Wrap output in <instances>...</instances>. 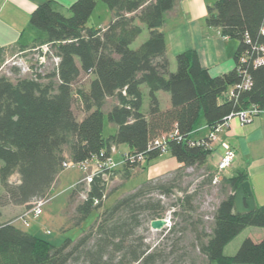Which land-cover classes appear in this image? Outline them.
Segmentation results:
<instances>
[{
  "label": "trees",
  "instance_id": "obj_1",
  "mask_svg": "<svg viewBox=\"0 0 264 264\" xmlns=\"http://www.w3.org/2000/svg\"><path fill=\"white\" fill-rule=\"evenodd\" d=\"M99 1L111 13L104 28L88 25L97 0H74L65 12L55 0H46L30 13V26L44 34L37 42L52 47L59 59L49 74L54 82H41L37 77L13 82L0 75L3 204L30 207L34 199L50 193L64 162L82 161L101 150L112 153L114 145L120 143L128 145V152L145 153L143 163L121 166L123 177L129 178L131 169L146 167L162 155L159 149L147 150L149 142L172 131L181 137L166 139L167 153L181 163L177 171L204 165L211 151L189 143L201 136L202 127L211 129L228 114L253 104L264 108V65L240 62L250 44L264 45V0H216L207 6L206 26L217 27L222 35L238 41L235 67L217 76L200 65L193 49L178 53L175 70H169L162 24L165 12L177 0ZM141 24L147 28L148 37L131 48ZM1 54L0 50V59ZM243 68L251 77V87L230 99L223 97L229 86L240 81L239 70ZM81 73L92 77L86 90H77L84 111L78 119L72 109L73 84ZM141 84L148 87L145 113L141 111ZM159 90L170 94L166 109L159 107L155 94ZM105 117L115 125V131L108 135H104ZM13 174L18 175L17 182L10 181ZM102 176H95L87 189L80 184L72 187L68 205L75 195L85 193L71 216L73 225H80L92 210L102 206L106 198ZM244 180L247 176L243 171L223 178L229 191L216 207L211 231L197 235L199 251L209 263L264 264V232L259 241L245 238L234 254L223 253L224 246L244 227L264 230V205L243 213L234 209L235 192ZM152 182H143L98 211L94 222L77 239L66 238L59 246L20 229L11 220L0 221V264H66L76 253L83 255L86 264H150L153 253L142 237L135 236L141 224L140 212L135 211L158 208L159 202L143 201ZM160 187L167 193L172 189L171 185ZM95 199L99 200L96 204ZM158 214L151 212V220L159 218Z\"/></svg>",
  "mask_w": 264,
  "mask_h": 264
},
{
  "label": "rangeland",
  "instance_id": "obj_2",
  "mask_svg": "<svg viewBox=\"0 0 264 264\" xmlns=\"http://www.w3.org/2000/svg\"><path fill=\"white\" fill-rule=\"evenodd\" d=\"M62 10L66 11L65 7ZM107 15V6L97 0L90 22L105 24ZM25 25L30 27L28 23ZM141 26H143L142 31L130 44L131 48H136L148 37L147 28L143 24ZM30 36L31 33L25 29L23 37L14 41L25 43L29 41ZM6 39L1 40L3 44L11 41L10 38ZM58 60L54 49L48 44L39 43V41L35 46H29L25 49L8 48L1 54L0 75L6 76L13 82L23 77H37L41 82H48L51 79L49 74L56 69ZM91 77L87 73H81L73 84L72 109L78 119L84 115V111L77 97V90L79 88L86 90ZM51 81L54 82L55 79L52 78ZM160 92L169 96L167 91L160 90ZM165 103L161 96L159 107L164 109ZM108 104H110V99L104 107L107 108ZM148 105V94L143 92L141 111H147ZM104 124V135L113 133L114 130H111L106 117ZM211 159L204 165L189 166L182 171H177V168H174L175 160L165 153L164 156L152 161L148 167L136 166L131 170L129 178L123 177V168H118L113 174L111 172L105 173L102 177L105 178L106 198L102 201V206L98 210H92L77 226L73 225L71 216L74 214L76 204L83 197L75 195L68 205V196L72 187L70 183H76L81 172L77 167L67 168L58 175V179L52 185L51 199L43 206L41 215L38 218L30 219L29 227L22 225L19 221L14 222V224L21 229L34 231L38 238L54 246H59L66 238L77 239L94 222L98 211L112 205L116 199L151 179L153 180L152 185L144 194L143 201L152 204L159 202V206L155 210L135 211L140 212L137 214L141 219L135 236L142 237V240L149 246V251L153 253V261L150 264H215L209 263L199 251L197 240V235L203 236L210 233L216 207L229 191L227 184L223 182V178L226 177L225 170L221 173L220 181L212 182V176L216 173V164ZM1 165L2 160L0 159ZM152 165L154 167H151ZM17 180V174L10 177L11 182H17ZM161 184L171 185V191L169 193L164 192L163 188L160 187ZM3 193L4 190L0 184V205L6 212L1 215V218L7 219L12 214L8 209L11 204L1 202ZM22 208L23 211L25 207L22 206ZM174 210L175 212H173ZM154 211L159 213V218L168 220L167 225L160 229L151 228L152 215L150 214ZM17 215L9 218V220H13ZM260 228L258 226L244 227L225 245L223 253L225 255L234 254L245 238L256 239L257 232L255 230ZM47 230L49 233L45 232ZM66 264H86V262L82 254L76 253Z\"/></svg>",
  "mask_w": 264,
  "mask_h": 264
},
{
  "label": "crops",
  "instance_id": "obj_3",
  "mask_svg": "<svg viewBox=\"0 0 264 264\" xmlns=\"http://www.w3.org/2000/svg\"><path fill=\"white\" fill-rule=\"evenodd\" d=\"M43 1L46 0H0L1 52H5L8 48H20L21 45L25 47L32 46L37 42V40L44 37L42 32H39L32 26L29 27L28 25H25L27 23L29 24L30 13L39 3ZM55 1L60 4L59 8L62 10V8L68 7L74 0ZM215 1L216 0H177L173 7L165 12L162 30L165 37V53L169 61L168 67L170 71L176 67L175 56L187 49H193L196 51L200 65L205 68L211 76L222 75L235 67L234 54L238 46V41L234 38L222 35L219 28L206 26L204 22V18L207 14V6L212 5ZM110 18L111 13L108 10L107 21L105 24H93L89 19L88 25L104 28ZM141 27L143 28V26ZM25 29L31 33L29 41L25 43L14 41L20 40L23 37ZM3 38H10L11 41L3 44L1 41ZM140 87L142 95L143 92L148 94V87L145 84H141ZM155 94L158 98L159 104L161 96L164 98L166 102L164 109L170 106V94L169 96L161 94L160 90ZM108 124L111 127V130L115 131V125L109 122ZM201 131L200 135H203L206 132L205 129ZM225 139L235 150V157L232 164L227 168V170L225 169L226 177L231 176L238 171L245 172L255 206L264 205V111L245 124L240 123L239 119L236 116H233L229 120V127L225 134ZM113 149L112 154L116 159H118L122 153L129 150V147L125 143H120L114 145ZM220 153L221 149L218 148L216 153L211 154L208 157L207 162H209L212 158L211 160H213L216 164L218 154ZM166 154L169 153L166 152ZM164 155L165 154L160 157ZM170 157L175 160L174 168L181 166V163L174 157L171 155ZM150 163L147 164L146 167L150 166ZM151 167H154V165ZM57 179L58 177L56 180ZM73 184H75V182L70 183V186ZM8 209L12 214L9 215L7 219H2L0 216V221L3 222L9 220V218L21 213L23 208L22 205L11 204V206H8ZM0 210L1 215L6 213L4 212V208L1 206ZM22 230L30 232L26 229ZM255 231L257 232V237L256 239H251L259 241L264 230L263 228H260ZM45 232L49 233L48 230ZM30 233L34 235L37 234L34 233V231H31Z\"/></svg>",
  "mask_w": 264,
  "mask_h": 264
},
{
  "label": "built area",
  "instance_id": "obj_4",
  "mask_svg": "<svg viewBox=\"0 0 264 264\" xmlns=\"http://www.w3.org/2000/svg\"><path fill=\"white\" fill-rule=\"evenodd\" d=\"M264 33V29L262 30ZM246 42L250 44V39L246 35ZM240 62L243 64L251 65L253 67L264 65V45L263 44H250L248 50L240 57ZM246 66V65H245ZM239 73L241 75L240 81L229 86L222 94L225 98H232L236 96L238 92L242 90H247L251 87L252 80L246 68L240 69ZM263 109L258 108L256 105H251L246 109L238 110L235 113H230L224 119L217 123L213 128L207 129L206 132L193 140H190L191 145H200L211 151V154L216 153L218 148L221 149V153L218 154V159L216 162V173L212 176V182L216 183L220 181L221 173L227 169L235 157L234 148L225 139V134L229 127V120L236 116L240 123L245 124L250 122L256 115L262 113ZM176 138L180 140V135L176 131L161 134L160 136L154 138L147 145V150L159 149V152L163 155L167 152L166 139ZM114 149H112L113 152ZM145 161L144 152H124L118 159H116L112 153L107 154L104 150H101L97 154H93L87 159L82 161H66L63 163L64 170L71 167H77L81 175L77 179V182L72 185H82L87 186L92 181L95 176L104 175L106 172L117 169L124 164H138ZM85 189V190H86ZM81 196L84 198L85 193L81 192ZM104 198V196H103ZM51 199L50 193L36 198L31 202V206L25 208L21 213H19L11 222L19 221L24 226H29V220L35 219L41 215L43 211V206L47 204ZM98 199L94 200V204L98 203ZM168 223V220H167ZM167 225V224H166Z\"/></svg>",
  "mask_w": 264,
  "mask_h": 264
},
{
  "label": "water",
  "instance_id": "obj_5",
  "mask_svg": "<svg viewBox=\"0 0 264 264\" xmlns=\"http://www.w3.org/2000/svg\"><path fill=\"white\" fill-rule=\"evenodd\" d=\"M234 209L237 213L249 212L255 208L253 195L247 180L242 181L234 195ZM167 224L165 218H155L150 221V226L153 229H160Z\"/></svg>",
  "mask_w": 264,
  "mask_h": 264
}]
</instances>
